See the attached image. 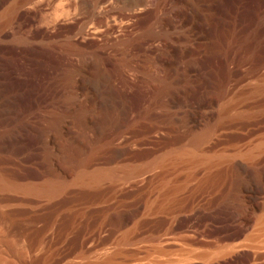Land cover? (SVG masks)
<instances>
[{"label": "rangeland", "instance_id": "374dc122", "mask_svg": "<svg viewBox=\"0 0 264 264\" xmlns=\"http://www.w3.org/2000/svg\"><path fill=\"white\" fill-rule=\"evenodd\" d=\"M0 264H264V0H0Z\"/></svg>", "mask_w": 264, "mask_h": 264}, {"label": "bare ground", "instance_id": "6f19581e", "mask_svg": "<svg viewBox=\"0 0 264 264\" xmlns=\"http://www.w3.org/2000/svg\"><path fill=\"white\" fill-rule=\"evenodd\" d=\"M158 259H159V258H158ZM158 262H159V261H158ZM158 262H157V263H158ZM162 263H163V262H162Z\"/></svg>", "mask_w": 264, "mask_h": 264}]
</instances>
